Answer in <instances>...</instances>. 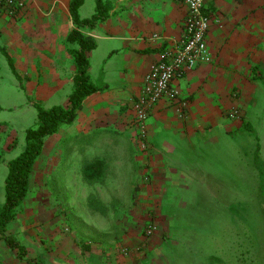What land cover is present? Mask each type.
<instances>
[{"label":"crops","instance_id":"1","mask_svg":"<svg viewBox=\"0 0 264 264\" xmlns=\"http://www.w3.org/2000/svg\"><path fill=\"white\" fill-rule=\"evenodd\" d=\"M91 1L94 7L82 16L89 2L84 0L80 19L94 14L95 0ZM69 4L70 0H30L22 17H0V84L12 82L5 75L25 81L27 98L41 100L46 110L66 107L73 91L71 51L76 48L67 39L75 26ZM104 7L107 18L103 22L79 30L96 41V49L89 54V76L99 90L83 101L72 124L49 137L46 150L54 142L61 149L65 132L86 137V143L76 142L85 144L84 148L108 144L116 133L130 134L134 145L137 129L132 102L145 75L183 35L186 8L178 0H107ZM203 13L209 21L206 43L211 62L175 77L172 86L179 91V99H161L144 124L145 149L138 146L137 156L148 195H178L179 190L202 187L191 181L221 178L218 168L204 165H211L212 156L217 164L215 154L223 139L236 137L247 122L251 124L260 101L264 107V0H211ZM159 203H152L154 209L160 210ZM25 233V242L14 239L25 253L40 254L37 263L41 264H169L179 260L170 254L104 256L95 245L82 251L68 238L57 237L58 228L46 231L50 237L44 245L32 233ZM0 244L1 264H20L19 258L28 256L19 257L4 239ZM15 252L18 258L13 259Z\"/></svg>","mask_w":264,"mask_h":264},{"label":"rangeland","instance_id":"2","mask_svg":"<svg viewBox=\"0 0 264 264\" xmlns=\"http://www.w3.org/2000/svg\"><path fill=\"white\" fill-rule=\"evenodd\" d=\"M90 1L86 0L82 16L94 7ZM106 3L102 0L103 6ZM4 77L12 82L0 84V207L5 200L6 164L24 149L25 133L37 122L36 107L45 109L41 100L27 98L25 81ZM250 122L236 137L223 139L215 154L217 164L212 156L211 165H204L218 168L221 178L191 181L208 188L174 191L178 195L164 197L148 195L143 189L140 149L130 134L116 133L108 144L99 142L91 148L82 147L86 137L75 132L61 136V149L54 142L46 150L47 138L30 172L27 196L5 236L25 242V232H30L44 245L50 237L46 231L58 228L57 237L68 238L82 251L95 245L104 256L170 254L179 260L169 264H264L261 101ZM79 139L82 144L76 143ZM94 160L103 161V178L88 183L82 168ZM91 200L100 203V210ZM158 200L161 211L152 205ZM151 226L156 231L147 236ZM26 253L20 264L26 260L36 264L40 254ZM12 258H18L16 252Z\"/></svg>","mask_w":264,"mask_h":264},{"label":"trees","instance_id":"3","mask_svg":"<svg viewBox=\"0 0 264 264\" xmlns=\"http://www.w3.org/2000/svg\"><path fill=\"white\" fill-rule=\"evenodd\" d=\"M82 5L83 0H70L69 4V12L75 30L70 33L67 42L77 48L71 51L75 64V77L68 105L66 107H53L50 110L37 106V122L33 128L28 129L25 133L24 149L16 158L6 164L5 200L0 207V235L11 250L17 251L19 257L26 254L25 249L14 238L5 236L6 228L16 218L17 208L27 196L29 175L36 159L42 152L43 143L45 139L55 135L62 126L72 124L82 107L83 101L99 90L89 76V54L96 49L97 44L93 38L85 36L79 30L81 28L93 29L107 18V13L102 0H95L94 14L88 19H80L79 10ZM9 65L11 67V63ZM103 172L104 163L102 160H94L82 168L83 179L88 183L100 182L103 178ZM90 204L99 207L100 210L98 201L91 200Z\"/></svg>","mask_w":264,"mask_h":264},{"label":"built area","instance_id":"4","mask_svg":"<svg viewBox=\"0 0 264 264\" xmlns=\"http://www.w3.org/2000/svg\"><path fill=\"white\" fill-rule=\"evenodd\" d=\"M178 1L186 8L183 35L173 48L161 54L160 60L145 75L140 92L132 102L133 123L141 149H145L144 124L150 110L163 98L177 101L180 97L179 91L172 86L173 79L198 65L211 62L206 43L209 21L203 13L204 6L211 0ZM29 2L30 0H0V17H22ZM183 107H186L185 104ZM155 231V226H151L146 235L151 236Z\"/></svg>","mask_w":264,"mask_h":264}]
</instances>
